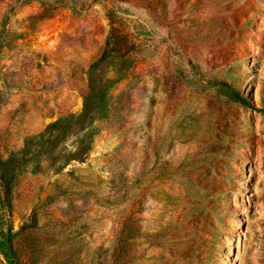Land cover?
<instances>
[{
	"label": "rangeland",
	"instance_id": "1",
	"mask_svg": "<svg viewBox=\"0 0 264 264\" xmlns=\"http://www.w3.org/2000/svg\"><path fill=\"white\" fill-rule=\"evenodd\" d=\"M0 264H264V0H0Z\"/></svg>",
	"mask_w": 264,
	"mask_h": 264
}]
</instances>
